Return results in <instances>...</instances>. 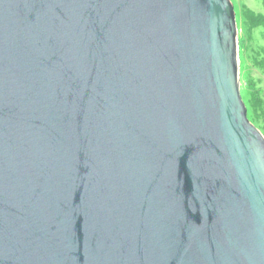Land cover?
<instances>
[{"label":"water","instance_id":"water-1","mask_svg":"<svg viewBox=\"0 0 264 264\" xmlns=\"http://www.w3.org/2000/svg\"><path fill=\"white\" fill-rule=\"evenodd\" d=\"M0 264H264L231 0H0Z\"/></svg>","mask_w":264,"mask_h":264},{"label":"rangeland","instance_id":"rangeland-1","mask_svg":"<svg viewBox=\"0 0 264 264\" xmlns=\"http://www.w3.org/2000/svg\"><path fill=\"white\" fill-rule=\"evenodd\" d=\"M231 1L236 12L238 29L240 91H243L247 100L250 101L251 115L255 117L257 127L264 134V106L255 107L257 91L260 92L264 101V65L259 64L264 62L263 27L252 29L249 16L250 9L264 14V4L262 0Z\"/></svg>","mask_w":264,"mask_h":264},{"label":"trees","instance_id":"trees-1","mask_svg":"<svg viewBox=\"0 0 264 264\" xmlns=\"http://www.w3.org/2000/svg\"><path fill=\"white\" fill-rule=\"evenodd\" d=\"M263 1V4H264V0ZM249 13H250V18H251V21H252V24L250 25L252 29H256L257 27H263V31H262V35H263V38H264V14L262 13H258V12H255L254 10L250 9L249 10ZM253 55H254V52H253ZM252 55V56H253ZM253 62H254V59H253ZM259 64L261 65H264V62H260ZM241 92V96L245 102V105L247 107V116L248 118L257 126V121L255 119V117H253L251 115V108H250V101L247 100V97L246 95L243 93V91H240ZM257 97H256V104H255V107H259V105L261 107L264 106V101L262 100V95L260 94L259 91H257V93L255 94Z\"/></svg>","mask_w":264,"mask_h":264}]
</instances>
